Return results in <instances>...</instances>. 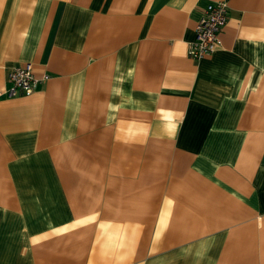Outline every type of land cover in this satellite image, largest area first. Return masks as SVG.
<instances>
[{"label":"crops","instance_id":"1","mask_svg":"<svg viewBox=\"0 0 264 264\" xmlns=\"http://www.w3.org/2000/svg\"><path fill=\"white\" fill-rule=\"evenodd\" d=\"M216 1L0 0V264H264V0L194 59Z\"/></svg>","mask_w":264,"mask_h":264},{"label":"built area","instance_id":"2","mask_svg":"<svg viewBox=\"0 0 264 264\" xmlns=\"http://www.w3.org/2000/svg\"><path fill=\"white\" fill-rule=\"evenodd\" d=\"M227 8L225 0L210 3L204 8L196 23L195 37L188 50L192 58L200 59L220 46V32L228 17ZM48 78L46 72L38 73L32 62H25L9 70L6 93L8 96L29 95Z\"/></svg>","mask_w":264,"mask_h":264}]
</instances>
